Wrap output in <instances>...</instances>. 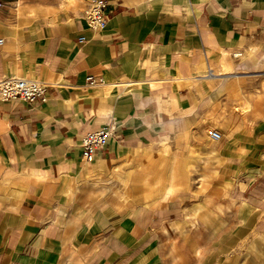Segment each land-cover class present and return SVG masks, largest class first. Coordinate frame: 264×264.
Returning <instances> with one entry per match:
<instances>
[{"label":"crops","instance_id":"crops-1","mask_svg":"<svg viewBox=\"0 0 264 264\" xmlns=\"http://www.w3.org/2000/svg\"><path fill=\"white\" fill-rule=\"evenodd\" d=\"M105 1L94 30L91 0H0V83L49 85L0 98V264H240L264 231V103L243 111L264 0Z\"/></svg>","mask_w":264,"mask_h":264},{"label":"built area","instance_id":"built-area-1","mask_svg":"<svg viewBox=\"0 0 264 264\" xmlns=\"http://www.w3.org/2000/svg\"><path fill=\"white\" fill-rule=\"evenodd\" d=\"M106 1L91 0V6L87 12V20L89 26L94 30H103L107 26L105 17ZM86 37H79V42H86ZM4 44V40L0 38V46ZM104 81H97L90 77L88 84L97 86L103 84ZM49 85L34 79L12 77L0 83V98L4 101L11 99H19L27 103H36L39 101L46 102L48 97ZM114 127L106 125L97 131L89 132L85 135L82 148L83 157L86 162L92 163L95 160L98 149L105 147L114 136ZM210 139L213 142H220L223 139L221 132L211 130L209 132Z\"/></svg>","mask_w":264,"mask_h":264},{"label":"rangeland","instance_id":"rangeland-1","mask_svg":"<svg viewBox=\"0 0 264 264\" xmlns=\"http://www.w3.org/2000/svg\"><path fill=\"white\" fill-rule=\"evenodd\" d=\"M225 71V69H223ZM257 75H261V77L258 78V81H262V84H258L257 88H254L250 91L249 97L251 99L243 100V111L247 112H255V105L256 101H259L260 103H264V71H259L256 73ZM260 85V86H259ZM253 86H256L255 84ZM252 118L249 121V129L255 128V122L256 119L254 116L250 117ZM189 168H191V165H188ZM200 186L201 190L205 191L207 193L208 189L207 186L209 182L207 180H201ZM203 196H201L202 198ZM218 204V203H217ZM219 206L216 207L218 209ZM223 213V211H222ZM200 219H204L206 217V208L199 210ZM192 228L186 227L181 228V230L177 231L179 233H185V236L187 235L186 232L191 233ZM246 236L243 237V245L238 248V251H243V260L240 261V264H264V231L259 233H253L249 234L246 230ZM250 232V231H249ZM238 262V261H237Z\"/></svg>","mask_w":264,"mask_h":264},{"label":"bare ground","instance_id":"bare-ground-1","mask_svg":"<svg viewBox=\"0 0 264 264\" xmlns=\"http://www.w3.org/2000/svg\"><path fill=\"white\" fill-rule=\"evenodd\" d=\"M253 217V216H252ZM246 223V222H245Z\"/></svg>","mask_w":264,"mask_h":264}]
</instances>
